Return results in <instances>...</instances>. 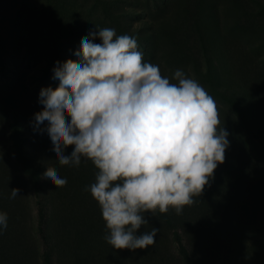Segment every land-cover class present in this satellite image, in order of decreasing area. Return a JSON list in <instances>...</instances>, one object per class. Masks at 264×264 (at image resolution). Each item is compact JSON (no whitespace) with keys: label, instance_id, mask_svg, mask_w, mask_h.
<instances>
[{"label":"rangeland","instance_id":"1","mask_svg":"<svg viewBox=\"0 0 264 264\" xmlns=\"http://www.w3.org/2000/svg\"><path fill=\"white\" fill-rule=\"evenodd\" d=\"M105 27L135 36L170 82L176 69L198 81L229 133L193 205L144 214L137 234L159 229L144 249L107 243L85 190L97 169L84 158L61 166L34 129L40 89L59 83L56 62L76 59L84 37L101 43L89 32ZM46 167L67 184L56 188ZM0 212V264H264V0H0Z\"/></svg>","mask_w":264,"mask_h":264},{"label":"clouds","instance_id":"2","mask_svg":"<svg viewBox=\"0 0 264 264\" xmlns=\"http://www.w3.org/2000/svg\"><path fill=\"white\" fill-rule=\"evenodd\" d=\"M89 36L101 43L82 38L76 59L56 62L58 85L40 89L34 129L47 133L61 166L78 167L84 158L97 169L85 190L99 205L107 243L144 249L159 231L137 234L148 223L144 214L171 206L179 215L193 205L224 162L229 133L205 88L181 69L176 83L163 77L158 65L144 62L135 36L110 27ZM43 176L56 188L67 184L55 167ZM18 192L11 189L10 198ZM7 221L0 212V230Z\"/></svg>","mask_w":264,"mask_h":264},{"label":"trees","instance_id":"3","mask_svg":"<svg viewBox=\"0 0 264 264\" xmlns=\"http://www.w3.org/2000/svg\"><path fill=\"white\" fill-rule=\"evenodd\" d=\"M186 254H187V252H186ZM47 256V259H48V261L50 262V258H49V256L48 255H46ZM50 264V263H49Z\"/></svg>","mask_w":264,"mask_h":264}]
</instances>
